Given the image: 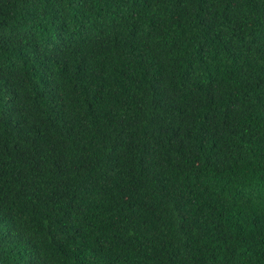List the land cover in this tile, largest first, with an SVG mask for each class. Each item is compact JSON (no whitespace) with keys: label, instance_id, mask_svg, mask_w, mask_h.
I'll list each match as a JSON object with an SVG mask.
<instances>
[{"label":"trees","instance_id":"1","mask_svg":"<svg viewBox=\"0 0 264 264\" xmlns=\"http://www.w3.org/2000/svg\"><path fill=\"white\" fill-rule=\"evenodd\" d=\"M0 264H264V0H0Z\"/></svg>","mask_w":264,"mask_h":264}]
</instances>
